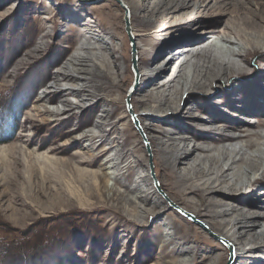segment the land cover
Returning <instances> with one entry per match:
<instances>
[{
	"label": "rangeland",
	"instance_id": "rangeland-1",
	"mask_svg": "<svg viewBox=\"0 0 264 264\" xmlns=\"http://www.w3.org/2000/svg\"><path fill=\"white\" fill-rule=\"evenodd\" d=\"M239 1L220 0L214 8L198 11L200 20L193 23L194 35L205 34L203 28L211 31L234 26L260 37L258 30L264 27V0ZM136 2L143 4L147 0ZM250 8H259L257 15L253 16ZM127 10L124 0H0V144L14 145L0 152V238L7 246L0 243V264H47L48 261L50 264H264V166L252 180L244 181L246 184L241 189L229 186L230 175L225 181L211 183L241 200L238 203L223 199L227 204L220 206L212 203L205 190L195 194L187 191L189 186H201L203 181L189 179L183 173L199 160L172 164L174 152L165 149L172 144L182 149L184 144L192 148L195 143L221 142L224 136L240 133L235 141L237 149L248 139L254 144L238 154L236 165L245 166L248 154L259 145L264 146L261 135L264 134V42L261 45L256 40L245 41L241 55H229V66L235 65L229 74L218 72L219 78L212 81L208 90L183 88L178 80L162 88L169 100L176 98L180 102L181 112L177 107L168 109L166 116L158 114L160 109L155 111L157 115H147L149 107L157 103L149 99L153 90L150 80L154 79H146L145 75L141 78L151 68L147 66L151 58L156 68L173 54L182 53L160 75L153 76L155 81L160 78L159 83L166 81L183 59L187 62L182 73L191 77L192 64L200 55L190 50L203 48L211 40L190 47L184 38L178 41L174 37L175 44L167 45L163 52L159 42L172 35L171 26L164 30L162 39L158 38L159 25L150 24L143 8L132 6L134 15L129 20L135 45L139 43L140 47H137L140 66L134 67V47L126 30ZM245 15L255 19V27H244L241 17ZM193 17L192 13L187 19ZM230 35L235 38L234 33ZM82 45L91 46L81 52L93 58L81 65L90 71H82L81 80L57 79L60 70H66L65 62ZM231 46L238 47L236 43ZM146 48H151L150 58L144 55ZM160 52L163 53L158 56ZM184 77L178 78L181 81ZM54 78L57 82L52 81ZM246 79L259 82L260 86H256L252 96L251 102L255 103L250 107L253 108L243 112L238 106L244 109L247 105L238 87ZM31 84V90L23 89ZM72 85L81 89H65ZM232 87L237 90L233 91ZM248 91H252L251 87ZM226 93L231 94L233 108L228 111ZM54 94L57 98L51 100ZM63 100L65 103L69 100L71 105L62 103ZM207 103L216 108L212 113H208ZM188 105L196 117L191 116ZM10 106L18 111L8 113ZM51 107H60L61 111L53 113L46 109ZM209 115H217L218 120L198 118ZM235 123L239 126L230 127ZM144 124L149 127L150 138ZM178 124L180 128L176 127ZM217 128L219 133L207 136L206 131ZM90 129L96 132L92 139L83 135L90 133ZM179 135L188 137L187 142H174L173 136ZM24 142L30 150H48L56 157L54 166H58L41 167L42 163L32 156L26 163L20 149ZM198 152L202 157L206 154L202 150ZM76 160L105 171L122 168L124 174L119 175L115 187L132 190L131 195L144 194L143 206L129 205L120 195L108 196L105 188L97 192L80 177L75 182L79 191L70 193L67 181L60 178L57 170L64 168L68 179ZM227 163L225 160L223 165ZM113 181L110 180V185ZM232 204L237 205L233 212L223 216L214 213ZM242 212H260L263 217L255 225L250 223L251 230L240 229L241 233L233 236L239 249L236 256L233 245L232 258L228 240L222 236V223ZM19 236L27 240L16 241ZM59 250H64V254H58Z\"/></svg>",
	"mask_w": 264,
	"mask_h": 264
},
{
	"label": "bare ground",
	"instance_id": "bare-ground-1",
	"mask_svg": "<svg viewBox=\"0 0 264 264\" xmlns=\"http://www.w3.org/2000/svg\"><path fill=\"white\" fill-rule=\"evenodd\" d=\"M124 1H125L126 7L128 8V10H127L128 12H127V16H126V24H127L126 26H129V28H130L129 34H130L131 40H134V38H135L133 35V32H132V27L130 25V20H129V18H131V16L134 15V14H132V6H135V8H137L139 10L143 8L144 16L150 17L149 18V20L151 21L150 24L152 23V25H153V23H155V25H157V24L159 25L158 26L159 27L158 28V30H159V32H158L159 37L158 38L162 39L161 35L164 33V30L168 27V25L171 26L172 35L168 38L162 39L163 41L161 40L159 42V47L160 46L162 47L163 52L166 50L167 45L170 44V46H171V45L175 44L174 40H172L174 37H176V40H178V41H181V39L184 38L185 41L190 42V45H189L190 47L194 46L195 44H197L199 42H202L205 40H211L203 48H200L198 50H195V49L190 50L191 52H193L194 55H196V54L200 55V59L197 60L196 62H194V64H192L194 68H193V73H192L191 77H189V76L184 77V73H182L184 63L187 62L186 59H183L176 66L172 75L166 81L164 80L162 83H159L160 78H158L155 81L154 75H156V74L160 75L159 73L162 71H165L167 69V66L171 62L172 63L175 62L179 56H182V53L173 54L171 56V58L165 64H162L156 68H154L152 66L153 65V59L151 58L150 62H148V64H147V66L148 67L150 66L151 68L149 69V71H147L145 73L143 72V75L141 78H144V75H145L146 79L147 78L154 79V80H150V82H152L153 87L152 86L151 87L153 88V90L151 91L149 99H153V101L155 100V102H157V103L152 105V107L148 106L150 108V110L149 111L147 110V112H146L147 115H149V114L152 116L157 115L156 114L157 112H155V111L160 109L158 114H161V116H166L168 114V113H166L168 111V109L174 110V109H177V107L179 109L178 111L181 112L182 109H181V107L179 108L180 102L176 101L175 100L176 98L169 100L168 94L165 91H163L162 88L164 89V87H166L168 84L172 83L175 80H178L179 83H181L180 85L183 86V88H184V86H187L188 89L192 88V87H197L198 89L208 90L209 86L212 85V81L219 78L218 77L219 74H223V73L226 75L229 74V71L235 66L234 64L229 66V60H230L229 55H231V56L237 55V54L241 55V53H243V51H244L243 47H244L245 41L256 40L257 44L258 43L261 44L264 42V27H262L258 30V34H261L260 37H256V35H254L253 33L245 32L243 30V28L240 30H237V29H235L236 27H234V26L229 27V29H226V27H221L222 30L217 29V30H211V31L205 30L203 28L202 31H204L205 34H203V35L195 34L194 35V32L196 30L193 27V23H195L197 20L198 21L200 20L199 16H198L199 15L198 11H200V10L203 11L205 9L214 8L217 5V3H219L220 0H200V2H196L193 0H155L153 3H150V1L147 0L148 3L146 2L143 4H141L139 2L137 3L136 2L137 0H134V2H133V0H124ZM201 2H205V3H201ZM237 3H241V1L237 0ZM250 9H251L250 13H252L253 16L257 15L256 12L259 11V8H256V9L250 8ZM15 11H16V9H15ZM192 13H193L194 17L192 19H187V17L189 15H191ZM241 19H242V23L244 24V27L245 26L246 27H255L257 24L255 19L248 16V15L242 16ZM173 21H174V23H173ZM150 24H149V26H150ZM177 33H179V36H177ZM210 33H214L215 36L213 34H210ZM233 33L235 35L234 36L235 38H233L230 35ZM152 35H153V37L156 36V34H154V33H152ZM232 43H236V45L238 47L231 46ZM86 47L90 48L91 46L90 45H82L80 47V49H78L79 50L78 53L73 54L71 57H69L68 61L65 62L66 63V70H60V74L58 75L57 79H63V80H74L76 78L80 79L81 77H83L80 75L82 71H90L89 69L84 68V66H81V65L86 64L87 61L93 59V58L88 57V56L81 53V52H83L84 48H86ZM133 47H134V50H133L134 56L136 58V64L138 66H140L138 50H137V47H138V49L140 48L139 43H137V47L135 44ZM183 50H184V48L182 47L181 51H183ZM150 52H151V48L144 49V55L148 58H150ZM162 53L160 52L158 54V56L161 55ZM219 55H221V56H219ZM137 59H138V61H137ZM220 64H221V66H220ZM212 65H214V66H212ZM216 65L219 68L216 69L215 68ZM218 72H219V74H218ZM263 72H264V70H263ZM75 73H77L76 74L77 77H74ZM179 76H182L184 78H182V80L180 81V78H178ZM56 77H57V74H56ZM57 79L54 78L52 81L57 82ZM259 84H260L259 82L255 83V82H253V80L252 81L247 80V81L242 82V84H240V86L238 87V89H240V91L243 93L242 96L244 97V100L246 101L244 103H246V105H247V107L246 108L244 107V109L242 107L238 106V108L240 110H242L243 112L248 111L249 109L253 108V107H250L253 103V101L251 102V100H252V96L254 95L256 86H260ZM32 87H33V85L31 84L30 86H28L26 88L31 90ZM67 87H69V88L65 87L66 90H70V89L80 90L81 89L80 87H78L76 85L67 86ZM249 87H251L252 93L248 91ZM178 88H180V87H178ZM231 89L233 91L237 90L235 87H232ZM177 91H178V89H177ZM179 92H181V91H179ZM228 94L229 93H226L227 98L225 101L227 104L225 107L226 108L225 110H227V111L233 109L231 106V94H230V96ZM44 97H46V94L41 95V98H44ZM56 98H57V94L50 96L51 100L52 99L55 100ZM171 98H172V96H171ZM262 101L264 102V100H262ZM63 102L65 103L64 100L62 101V103ZM240 102L241 101H239V103ZM260 102H261V100H260ZM144 103H147L146 100H144ZM258 103H259V101L257 100L256 104H258ZM65 104L71 105V102L69 100H66ZM165 104H167V105H165ZM259 105H261V104H259ZM163 106H166V107H163ZM182 106H183V104H182ZM206 106L209 107V110H207L208 113L209 112L212 113V111L216 109V108H214V106H210L209 103H207ZM218 106L220 107L221 105H218ZM46 109L52 111L53 113H58L61 111L60 107L59 108L58 107L57 108L51 107V108H46ZM187 109H188V111L190 110L191 116H193V117L197 116L193 112L194 109L192 107H189V105H188ZM234 112H236V111H234ZM142 115H144V114H142ZM209 116H207V117H199L198 116V118L201 120H207L210 122H213L214 120H218L217 115H209ZM28 123H31V125H32V122H30L29 120H28ZM231 126L237 127L239 125L237 123H235V124L230 125V127ZM143 127H144L146 134H148L147 135L148 138H150L151 135H150V130H149L148 125L144 124ZM176 127H179V124ZM181 129H180V131H183V128H181ZM219 130L220 129L217 128L216 131L215 130H209L210 132L206 131L208 133L207 136L208 137H212V135L215 136V134L219 133ZM89 131H91V132L90 133L87 132L83 135L84 136L89 135L88 137L90 139H92V136L96 135V132H94L91 129ZM211 132H214V133H211ZM240 135H241L240 133L239 134L235 133L231 136H224L223 138H221V142L209 141V143H214L213 145H211L209 143L206 145H198L195 143L192 148L185 147L186 144H184L182 149L178 148L176 145H173V144L165 147L167 152H171V151L174 152V154L171 156V159H170V162L172 164L177 163V162H179V163L189 162L190 160H193V159L199 160V161H196V164H194V166L187 167L186 171L183 172L184 175L188 176L189 179H192V178L203 179V181L201 182V186H189L188 187L189 190H187L188 192L195 194L196 191L205 190L206 192L209 193L208 196L212 197L211 198L213 200L212 203H217L220 206H225L227 204V202L224 201L223 199H234L236 202L240 203L241 200L236 195L232 194L231 192H226L225 190H222L221 188L219 189L218 187L214 186L213 184H212L213 186L211 185V183H217V182H219V180L225 181L224 180V179H226L225 177L230 175L229 178H230L231 182H230L229 186L232 187L233 189H237L238 187H240V189H241V188H243V185L246 184L244 181L250 180V179L252 180L258 174V170L264 166V146H260V145L258 146V148L253 149V151L248 154V157L245 161V166H241V165L238 166V164L236 165L237 157H238V154L241 152V150L250 149L254 145L251 142V140L248 139L239 149H237L235 141L237 140V137ZM244 135L249 136L250 133H245ZM261 135H264V134H261ZM173 138H174V142L178 141L181 143L182 142L186 143L187 139H188V137H186L185 135L184 136H180V135L179 136H173ZM211 140H213V139L211 138ZM150 142H151V140H150ZM216 143H219V144L216 145ZM87 145H90V144H87ZM148 145H149L150 151L152 152L149 143H148ZM13 146L14 145L9 146L6 144H0V152L3 153L6 150H8L10 147H13ZM20 149L23 153V157L25 158L26 163L29 161L31 156L36 158L38 163H42V164H40L41 167H43L45 164V165L52 168L54 166V164L57 163L56 157H54L53 154L49 153L48 150L45 152H39L37 149L30 150L28 147V144L25 142L23 143V145H20ZM199 150H202V151H204V153H206L204 155V157H202L201 154H198ZM244 152L246 153L249 151H243L242 153H244ZM5 155H7V154H5ZM119 157L120 156H117V158H119ZM107 159H110V158H107ZM239 159H241V158H239ZM225 160H227L229 162V164L227 163L226 165H223ZM40 165H38V166H40ZM57 166H54V167H57ZM60 166H62V165H60ZM73 166H74V169L72 171H70L71 175L69 176L68 179L66 178V175H68V173L65 170H63L64 168L61 169L59 167L57 170L60 178H62V180H65L64 182L67 181V185L69 188L68 190L70 193L76 194L77 193L76 191H79V186L75 182L77 181V178L80 177L79 179L82 180V182H84L85 184L87 183V187H89V185H91L94 189H96L97 192H101L103 190V188H105L108 191V194H107L108 196L114 197L115 195H120V197L124 198L129 205L133 204V205H135V207L143 206L145 199H146V196H144V194L137 193L136 195H131L129 192H131L132 190L127 189V190L121 191L120 189L115 187V183L119 182V178H118L119 175L124 174V170H120L122 168H119L118 170L116 169V170H112V171H110V170L105 171L99 167L91 168L90 166L84 165L83 162H80L77 160L75 161V164H73ZM110 166H114V164H112ZM106 167H109V166H106ZM233 169L234 170L236 169V172L232 171ZM263 173H264V171H263ZM148 177L150 179H152L149 175H148ZM88 179H90V181ZM111 179L114 180L112 185H110ZM144 180H147V178H144ZM241 182H242V184H241ZM50 185H51V183H50ZM54 185H56V184H54ZM153 187H155V186H153ZM156 187L158 188L160 186H156ZM218 196H220V198H218ZM138 199L140 201H138ZM204 199H205V201L207 200L206 198H204ZM236 209H237V205L232 204V206H230L228 208L224 207L220 210H215L214 213L218 216H223V215H227V214L233 212ZM192 211L195 212L194 210H192ZM259 213L258 214L250 213L249 214L247 212H242V213H239L236 218L228 220L227 223H222V226L224 227V228H222L223 229L222 236H224V239H227L228 242L232 244V246H231L232 248L234 245L236 256L238 254V249H239L238 247L239 246H237V243L235 241L236 238L234 239L233 236L237 232H238V234L241 233L240 229L243 230L242 232H247V231L251 230L252 228L249 227L250 223L254 222V223H251V225H255V223L257 221H259L261 217H263L264 213L263 214H259ZM252 215H255V216L250 218ZM203 220L207 224H209L211 227H213L208 220H206V219H203ZM57 226H58V224H57ZM233 228H234V231L231 232V229H233ZM60 236H59V238H61ZM57 239H56V241H57ZM62 239H63V237H62ZM59 252L60 253H58V254H62L64 252V250H59ZM48 264H50V263H48Z\"/></svg>",
	"mask_w": 264,
	"mask_h": 264
},
{
	"label": "water",
	"instance_id": "water-1",
	"mask_svg": "<svg viewBox=\"0 0 264 264\" xmlns=\"http://www.w3.org/2000/svg\"><path fill=\"white\" fill-rule=\"evenodd\" d=\"M129 26H126V30L129 32ZM130 33V32H129ZM134 44H135V42H134V40H132V45L134 46ZM133 62H134V67L136 66V58H135V56H134V52H133ZM135 70L137 71V69L135 68ZM129 104V103H128ZM129 107H130V105H129ZM130 109H131V107H130ZM132 110H130V112H131ZM135 123H136V125L138 126V122H137V119H135ZM139 127V126H138ZM148 147V151H149V153H150V155H151V152H150V150H149V145L147 146ZM150 166H151V173L153 174V179L155 180V182H156V184H157V186H159V184H158V182H157V180H156V177H155V174H154V171H153V163H152V160H150ZM186 215H189L190 216V214L187 212V211H185L184 209H181ZM227 242V241H226ZM227 244H228V246L229 247H231L232 246V244L231 243H229V242H227ZM231 256H232V258H233V248L231 247Z\"/></svg>",
	"mask_w": 264,
	"mask_h": 264
},
{
	"label": "trees",
	"instance_id": "trees-1",
	"mask_svg": "<svg viewBox=\"0 0 264 264\" xmlns=\"http://www.w3.org/2000/svg\"><path fill=\"white\" fill-rule=\"evenodd\" d=\"M23 89L25 90L26 89V87H23ZM12 106H10L9 108H8V113H13V112H15V111H18L16 108H11ZM34 238H35V236H33ZM29 238V237H28ZM32 238V237H31ZM23 239H25V240H27L26 238H23L22 236H19V237H17L16 238V241L17 240H23ZM34 240V239H33ZM4 240L3 239H1L0 238V243L2 244V246H5L4 245V242H3ZM16 246H18V245H16ZM20 246V245H19ZM6 248H7V246H5ZM24 248V247H23ZM21 251V250H20ZM27 251H29V250H27ZM21 253V252H20ZM12 254V253H11ZM16 254V253H15ZM34 254V253H33ZM19 255V254H18ZM43 256V255H42ZM42 256L41 257H38L37 259H40V258H42ZM47 262V261H46ZM48 263H50L49 261H48ZM47 263V264H48Z\"/></svg>",
	"mask_w": 264,
	"mask_h": 264
}]
</instances>
